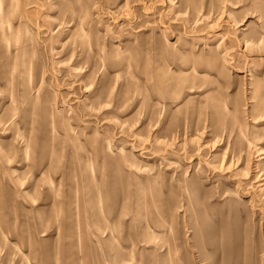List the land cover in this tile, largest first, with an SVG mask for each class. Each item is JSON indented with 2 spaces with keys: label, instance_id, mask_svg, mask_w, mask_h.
Here are the masks:
<instances>
[{
  "label": "rangeland",
  "instance_id": "rangeland-1",
  "mask_svg": "<svg viewBox=\"0 0 264 264\" xmlns=\"http://www.w3.org/2000/svg\"><path fill=\"white\" fill-rule=\"evenodd\" d=\"M1 1L0 264H264V0Z\"/></svg>",
  "mask_w": 264,
  "mask_h": 264
},
{
  "label": "bare ground",
  "instance_id": "bare-ground-1",
  "mask_svg": "<svg viewBox=\"0 0 264 264\" xmlns=\"http://www.w3.org/2000/svg\"><path fill=\"white\" fill-rule=\"evenodd\" d=\"M1 10H2V1L0 0V28H1V30H2V21H3V18H2V12H1ZM5 26V25H4ZM259 152V151H258ZM259 154H262V153H258V155ZM221 168V167H220ZM261 186H264V183H261L260 184Z\"/></svg>",
  "mask_w": 264,
  "mask_h": 264
}]
</instances>
